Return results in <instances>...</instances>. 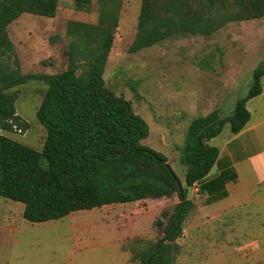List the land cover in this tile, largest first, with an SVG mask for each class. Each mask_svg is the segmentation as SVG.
<instances>
[{"label":"trees","instance_id":"1","mask_svg":"<svg viewBox=\"0 0 264 264\" xmlns=\"http://www.w3.org/2000/svg\"><path fill=\"white\" fill-rule=\"evenodd\" d=\"M59 1L0 0V131H14L12 125L27 129L15 110L17 88L36 81L44 84L36 118L46 132L41 152L0 132V196L23 204L22 216L31 223L176 196L179 203L168 217L164 236L133 249L131 257L138 264H173L176 240L193 209L191 190L196 188L212 204L226 198V185L238 179L231 162L207 142L226 127L233 135L245 127L250 118L246 103L263 91L264 59L253 68L248 92L235 102L230 116L214 109L188 122L180 178L166 156L143 144L149 135L146 122L104 82L122 0H97L95 24L67 22L65 69L53 75L21 73L9 25L23 14L54 18ZM70 2L74 10L88 12L93 0ZM262 17L264 0H140L128 52L175 37H209L229 23ZM213 167L217 173L209 175Z\"/></svg>","mask_w":264,"mask_h":264},{"label":"rangeland","instance_id":"2","mask_svg":"<svg viewBox=\"0 0 264 264\" xmlns=\"http://www.w3.org/2000/svg\"><path fill=\"white\" fill-rule=\"evenodd\" d=\"M139 6L140 0H122L103 78L148 125L143 144L166 156L181 178L179 158L188 122L214 109L230 116L235 102L248 92L252 70L264 59V17L229 23L209 37H175L132 54L128 49ZM97 17V0L88 12L60 0L54 18L21 15L8 27L21 73L53 75L65 69L67 22L95 24ZM43 85L27 81L17 88L15 110L27 129L20 134L0 131L38 152L46 136L36 118ZM248 105L250 122L264 121V97ZM260 131L264 133V126ZM228 133L226 127L207 143L221 148ZM215 173L213 167L209 175ZM257 192L260 197L254 201ZM246 195L251 201L236 209L237 215H223L228 201L208 204L193 188L188 196L193 209L176 240L173 264H264V183ZM178 203L176 196L148 199L31 223L22 216L23 204L0 196V264H138L131 260L133 249L164 236Z\"/></svg>","mask_w":264,"mask_h":264},{"label":"crops","instance_id":"3","mask_svg":"<svg viewBox=\"0 0 264 264\" xmlns=\"http://www.w3.org/2000/svg\"><path fill=\"white\" fill-rule=\"evenodd\" d=\"M264 89V88H263ZM264 97L262 93L246 103V108L250 114L249 121L245 127L236 135L227 134L219 149V157L227 158L237 172L238 179L226 185L227 197L214 202L228 201L223 215H237L236 209H242L250 203L251 198L246 195L256 187H262L264 183V133L260 128L264 126V121L251 123V112L249 102L253 99ZM19 116V115H18ZM253 197L257 201L260 196ZM232 200V201H231Z\"/></svg>","mask_w":264,"mask_h":264},{"label":"built area","instance_id":"4","mask_svg":"<svg viewBox=\"0 0 264 264\" xmlns=\"http://www.w3.org/2000/svg\"><path fill=\"white\" fill-rule=\"evenodd\" d=\"M11 123H12V121H10ZM13 126V130L16 132V133H18V134H20V133H22V129L20 128V127H17V126H15V125H12Z\"/></svg>","mask_w":264,"mask_h":264},{"label":"water","instance_id":"5","mask_svg":"<svg viewBox=\"0 0 264 264\" xmlns=\"http://www.w3.org/2000/svg\"><path fill=\"white\" fill-rule=\"evenodd\" d=\"M6 88V86L4 87V88H2V89H5ZM178 211V210H177ZM173 219H174V217L172 218V221H173ZM172 221H171V223H172ZM171 223H170V225H171Z\"/></svg>","mask_w":264,"mask_h":264}]
</instances>
